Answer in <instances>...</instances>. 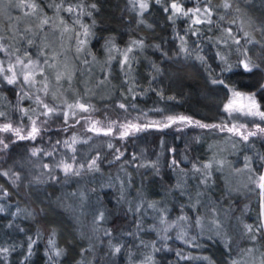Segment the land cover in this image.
Listing matches in <instances>:
<instances>
[{"label":"trees","instance_id":"1","mask_svg":"<svg viewBox=\"0 0 264 264\" xmlns=\"http://www.w3.org/2000/svg\"><path fill=\"white\" fill-rule=\"evenodd\" d=\"M145 2L142 10L139 0H0L4 75L18 58L43 65L44 37L68 36L77 84L67 89L45 69L29 82L18 69L14 83L0 75V123L23 134L33 121L40 129L35 139L0 131V264H264V132L244 140L211 127L264 128V119L230 118L224 108L235 91L254 94L264 111V0ZM173 3L201 11L185 16ZM23 18L34 19L28 34ZM103 56L108 73L92 80L105 84L86 94L79 82ZM92 116L161 123L106 135L85 129ZM169 116L189 117L192 127L162 129ZM73 140L75 151L65 143ZM216 142L227 150L216 153ZM61 160L79 174H66ZM221 169L250 173L251 193L234 196L217 180ZM92 192L102 195L98 205L80 197ZM87 200L98 210L84 217Z\"/></svg>","mask_w":264,"mask_h":264},{"label":"rangeland","instance_id":"2","mask_svg":"<svg viewBox=\"0 0 264 264\" xmlns=\"http://www.w3.org/2000/svg\"><path fill=\"white\" fill-rule=\"evenodd\" d=\"M28 17H32V16H28ZM22 20H23L22 22L21 21L19 22V26H20L22 32H25L26 34L30 33L33 29V25L31 22L34 19L23 18ZM6 22L3 23L2 27H4L6 30H9L10 33L14 32V27H13L12 22L11 21H6ZM67 37L63 38V39H61V37L59 35L44 37V39H43V45H44V50H45L44 54L48 58H50V60H46L43 65L41 63L37 62L36 60H27V62H25L23 59H19V60L23 61V64H29V61H31L32 63L29 65L28 70L32 71L33 73L38 72V71H42L45 69L50 74H52L51 76L55 82L65 84L67 89H70V90L75 89L76 90L75 87L77 84L74 82L73 76H72L74 55L70 54V52H69ZM11 39H12V36H11ZM14 40L12 39V42ZM78 52H80V50H78ZM94 61H95V64H93L91 67L90 66L87 67L88 70H86L84 72V78L81 80L82 82H79L80 86L83 87L84 92H86V94H92L95 91V87H98V86L100 87L103 85V83L105 84V82L101 81L98 85H96V83H94L92 80L93 75L99 74L101 70L105 74L108 73V67L106 66V62H108V57L103 56L101 61H96V60H94ZM23 64H17V60H13L11 63V65L15 66L14 70L17 71V69H18L21 72L23 69ZM96 72H99V73H96ZM58 76L60 77L59 79H57ZM234 92L235 91L230 92L229 100L233 98ZM241 94L243 97L252 96V94H246V93H241ZM229 100H228V102H229ZM227 113L230 116V118H234V116L235 117L238 116L239 118H254V119L260 118L259 116L246 115V114L241 113V112L229 113L227 111ZM123 119L125 120L126 118H123ZM129 122L137 124L145 130L154 127V126H148L146 123L143 124L141 121H134V120L132 121L131 119L124 121L122 123H117V125H116L115 122L112 120H109V119L99 120L95 116H92L91 118L89 117L88 119H86L85 129L92 130L93 128H96V129L101 130V131H99V133H105L109 127H112L111 133H114V135H115V133H117L118 135H121V127L120 126L128 124ZM4 124L5 123H0V127H2ZM118 125H120V126L118 127ZM190 125H191V123H188L186 121L185 122H176V123L169 124V126L166 127V130L168 131V129H170L171 131L172 130L185 131V130L189 129L190 127H192ZM235 126L240 129V132L242 133V135H248L249 133H255V135H248V137H255V136L262 133L259 129H257L255 127H247V126H244L241 124H238ZM220 127H223L225 130L221 131ZM220 127H217L216 129L221 133H229V134L241 136V134L230 133L227 131V128L233 127L232 124H223V125H220ZM161 128L164 129L165 127L161 126ZM13 129L15 130V128H13ZM31 129H32V126L29 128L28 132H26L24 134H23V132H19L18 134L22 137H28V133L31 131ZM14 130H9V132L13 133V132H15ZM95 132H97V131H95ZM215 146H216V148H215L216 153L219 150L221 151V153H222V151L227 150V147L224 144H222V142H221V144L216 142ZM217 177H218V179H217L218 181L226 182L228 184V186L232 187L233 191L231 193H233L234 196L240 195L244 191L247 193H251L252 188L250 187V185L255 184V180H256L250 175V173H248L247 171H244V170L237 171L235 174L234 173L230 174L228 172H224L221 169V171L218 172ZM141 193L142 192H141V188H140L139 194L141 195ZM81 195L82 196H80V197L82 199H86V198L87 199L88 198L94 199V201H96V202H93V203L94 204L97 203V205H98V202H100L99 199H102V195H100L98 193H94V192H92L88 196H86L82 193H81ZM262 198H263V193L261 192V195H260L261 202H260L259 215H260V219H261V225L264 226V206H263ZM87 204H89V205H87ZM87 204H86L87 207H85L83 209L84 217H87V216L89 217L90 215H93V213L98 210L96 208V206H94V208H92V205L90 204V202L88 200H87ZM159 219L161 220L162 217ZM240 221H241V217L238 216L236 221L235 222L233 221L234 228H235V226H237L239 224ZM161 222H164V220H162ZM172 226H173V223H169V224H166L165 226H162V231H163L162 234L165 235V233ZM237 227H241V226H237ZM240 232H241L240 235H245L244 231L240 230Z\"/></svg>","mask_w":264,"mask_h":264},{"label":"snow or ice","instance_id":"3","mask_svg":"<svg viewBox=\"0 0 264 264\" xmlns=\"http://www.w3.org/2000/svg\"><path fill=\"white\" fill-rule=\"evenodd\" d=\"M139 6L140 8L146 9L148 7L147 3L145 2V0H139ZM231 5L228 3L224 4L225 8H229ZM94 7V5H93ZM171 8L174 10L175 13H182L183 15L187 16L189 15V13H200V9L196 8V9H189L188 11H183L177 4L173 3L171 5ZM73 9L71 7H69L67 9V11L71 12ZM167 10V9H166ZM206 15H210V10L209 9H205L204 10ZM47 21H45L46 23ZM194 24H199L202 23V21L200 19H195L193 20ZM233 23H235V21H233ZM229 32V34H231V29L227 30ZM85 34L87 35V28H85ZM245 37L248 36V33H244ZM83 43V42H81ZM236 43H239V41H236ZM128 51H131V49H129ZM32 62L29 61V64H23V61L19 60V58L17 59V64H23V69H22V75H23V79L25 82H29L32 78H33V72L28 70L29 69V65ZM14 67L13 65H9L7 71L11 73V75H4L5 73V68L2 65V62H0V75L4 76V79L7 80V82L9 84L14 83L17 79V73L14 71ZM244 67L246 69H248V64H244ZM60 77L58 76L57 79H59ZM222 83V81L220 82ZM39 101V98H38ZM246 101V102H245ZM69 107H73L72 105H69ZM75 107L87 111V106L84 104H77L75 105ZM121 108L124 107L123 104L120 105ZM44 108H46L48 110V113L53 112V109L48 108V106L46 104H44ZM225 111H228L229 113L231 112H241L244 113L246 115H251V116H259L261 119H264V111H260V106L257 104L255 98H254V94L252 96H247V97H243L241 93L238 92H234L233 93V98L229 100V102L227 104H225L224 106ZM47 114V113H45ZM0 115H3V113H0ZM67 115V114H65ZM168 120V124H163V127H168L169 124L172 123H176V122H188V123H192L191 119L189 117H185V116H179V117H173V116H169L167 117ZM161 122H153L152 125H148V126H159ZM197 124H199V122H196ZM33 126L31 131L28 133V137H20L21 139L24 138H32L35 139V136L39 133L40 129L36 126V122L33 121L32 122ZM201 127H209L208 125H200ZM121 136H127L129 135L132 131H141L143 130V128L137 124L131 123L129 122L128 124L125 125H121ZM211 127H220L219 125H213ZM226 127V126H225ZM12 130L11 129V125L10 124H4L2 127H0V131H9ZM93 131H101L100 129H96L93 128ZM221 131H224L225 129L223 127H220ZM261 132H264V128L259 129ZM17 134L20 132V129H15L14 130ZM227 131L230 133H237V134H241L240 129L237 128L235 125H233V127L227 128ZM112 132V127H109L107 129V131L105 132V134H110ZM248 135H255V133H249ZM248 135H243V139L247 140L248 139ZM66 145L69 148H72V145L75 143V140H73L71 143L65 142ZM0 144H3V141L0 140ZM4 147L7 148L8 145L4 144ZM73 151H75L74 148H72ZM36 154V151H33V155ZM47 154V153H46ZM72 161L75 162V157H71ZM96 164L95 159L92 160V162L89 164V168L94 167ZM45 167H48V165H45ZM57 167H61L62 170L66 173V174H75L78 175L79 171L77 169L74 168L73 163H68L64 160H61L60 163L57 165ZM80 167L82 168L83 165H80ZM207 167V166H206ZM247 167V165H246ZM259 187L261 189H264V174L259 176ZM249 230H251V226H249ZM117 251H119V249H116ZM0 251H4L6 252L7 249H0ZM57 255H59V252H57Z\"/></svg>","mask_w":264,"mask_h":264}]
</instances>
